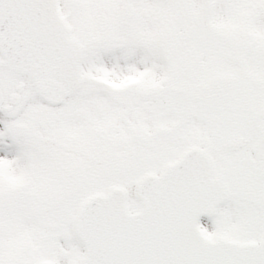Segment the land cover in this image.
<instances>
[{
	"label": "snow or ice",
	"instance_id": "1",
	"mask_svg": "<svg viewBox=\"0 0 264 264\" xmlns=\"http://www.w3.org/2000/svg\"><path fill=\"white\" fill-rule=\"evenodd\" d=\"M0 264H264V0H0Z\"/></svg>",
	"mask_w": 264,
	"mask_h": 264
}]
</instances>
